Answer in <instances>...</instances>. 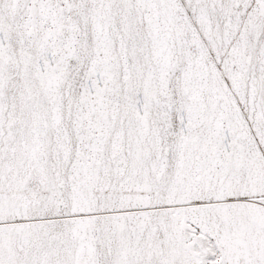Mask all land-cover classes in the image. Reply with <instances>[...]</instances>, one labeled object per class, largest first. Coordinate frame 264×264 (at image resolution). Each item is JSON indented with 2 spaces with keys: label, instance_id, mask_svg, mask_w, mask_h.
<instances>
[{
  "label": "snow or ice",
  "instance_id": "1",
  "mask_svg": "<svg viewBox=\"0 0 264 264\" xmlns=\"http://www.w3.org/2000/svg\"><path fill=\"white\" fill-rule=\"evenodd\" d=\"M0 264H264V0H0Z\"/></svg>",
  "mask_w": 264,
  "mask_h": 264
}]
</instances>
